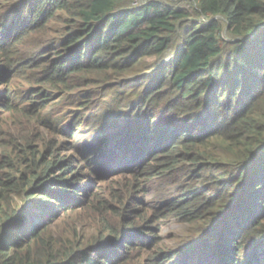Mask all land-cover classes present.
Instances as JSON below:
<instances>
[{
    "label": "trees",
    "instance_id": "obj_1",
    "mask_svg": "<svg viewBox=\"0 0 264 264\" xmlns=\"http://www.w3.org/2000/svg\"><path fill=\"white\" fill-rule=\"evenodd\" d=\"M29 70L79 109L51 135L74 137L116 86L134 102L65 158L17 122L31 113L2 130L0 264H264V0H18L0 12V83ZM143 184L174 191L151 203ZM170 223L195 235L160 245Z\"/></svg>",
    "mask_w": 264,
    "mask_h": 264
},
{
    "label": "rangeland",
    "instance_id": "obj_2",
    "mask_svg": "<svg viewBox=\"0 0 264 264\" xmlns=\"http://www.w3.org/2000/svg\"><path fill=\"white\" fill-rule=\"evenodd\" d=\"M16 1L18 0H0V12H3L4 10L7 11L9 9H14ZM48 27L50 28V29L48 28L49 37L57 38L58 37L57 34L58 32H60L63 25L60 23L52 22L51 25H49ZM37 37L38 39L40 38V40L43 42L42 46L46 49L44 56H46L50 61H54V59H57L55 55L53 54L51 55L50 53L51 50V46H49L50 41H45L46 39H43L42 36L37 35ZM35 38L36 37L24 40L26 44H29L25 52L28 53V57L30 58H38L39 56H41V54H34L36 50L34 49L31 42H35V40H38ZM172 56H173L172 53L170 54L169 52H167V54L158 63L153 65V68H156L157 65L163 61L170 60ZM14 59L17 61L18 58L15 57ZM115 88L116 90H114V92H111L106 104H104L101 109L95 112L94 117L90 121H88L87 125L78 128V132L76 135L74 134L75 135L74 137L73 136L67 137L65 135L66 132L70 131V129L68 128L62 129V133L60 137L55 134L51 135L48 132L49 130L41 126H43L44 124L48 126L49 124H53L54 128H58L62 120L66 119L65 123L67 121L70 122L71 116H74L73 113L79 112V109H77V107L73 105L74 103H73V99H71L72 97H69L68 93H64L63 95H61V90H55L53 88H50L48 85L46 86L45 84H43V82L40 79V74L33 73V70L23 71L21 73L10 76L9 78H4L0 83V104H2L6 113L1 116L0 137L3 134L2 130L3 132H7L9 129H11V126H13L14 118L15 119L20 118L25 116L26 115L25 113H31L32 118L34 120L32 121L17 120V122L19 124L23 123L22 126L25 125V128L27 129L26 132L30 133L31 136L34 137L33 141L35 142L37 148L38 146L42 145L41 140L44 139L46 141V139H48V142L45 144L44 147L48 146L51 143V140L57 141L58 142L57 149L59 150L57 152L58 157L65 158V156H69L73 153L72 150L70 151L67 150L68 143L77 147L81 146L87 151H91L94 148V144L96 140L99 138V134H100L99 130L100 128H102L101 124L110 121L109 119L114 109L120 108L121 111H124L125 110L124 106L131 107L133 105L134 96H132L131 89H128L126 93H122L124 91L123 89H120L117 86ZM119 99H121L122 104H119L117 102V100ZM35 101H39V102L36 103ZM32 104H40V108H41L39 109L40 115L37 117L30 111ZM70 109L73 111H69ZM30 127H32V130ZM2 140L4 141L5 145L8 144L7 139L3 138ZM77 168L78 170L81 169L80 166H77ZM115 180L117 181L119 179L117 178ZM125 182L128 181L122 180L120 182V185L123 186ZM109 184L111 183H103V184L100 183L98 185L103 186L102 189H107ZM112 187L116 189L115 186L112 185ZM143 188L146 191L145 196L147 200L149 199L151 203L158 202L160 199L165 198L174 191V189H170L166 186L161 187L159 185L150 187L143 184ZM166 189H168L169 191H166ZM13 200L15 204L23 205L24 203L23 199H18L14 197ZM80 212L81 211L79 210L77 211V213ZM107 218L109 223L114 225L115 219L113 214L110 213V215H108ZM62 219H63L62 224L60 226L61 232L62 229H64L66 226H67L66 228L68 229L70 228V226H72L71 224H73V223H69V225H66L64 223L66 222L67 218L64 217ZM83 221L84 219L81 222H79L80 224H78L80 225V227H78L79 232H82V234H87V235L88 234L97 235L98 231L94 222L87 219H85L84 222ZM195 230L190 225L170 223L168 226L163 228V232L160 234V238L162 240L160 245H168V246H172L173 248H176L178 245L180 246L187 237L194 236Z\"/></svg>",
    "mask_w": 264,
    "mask_h": 264
}]
</instances>
